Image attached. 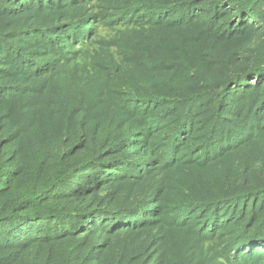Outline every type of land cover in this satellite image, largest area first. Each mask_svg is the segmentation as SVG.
Instances as JSON below:
<instances>
[{
  "label": "trees",
  "instance_id": "1",
  "mask_svg": "<svg viewBox=\"0 0 264 264\" xmlns=\"http://www.w3.org/2000/svg\"><path fill=\"white\" fill-rule=\"evenodd\" d=\"M0 264H264V0H0Z\"/></svg>",
  "mask_w": 264,
  "mask_h": 264
},
{
  "label": "rangeland",
  "instance_id": "2",
  "mask_svg": "<svg viewBox=\"0 0 264 264\" xmlns=\"http://www.w3.org/2000/svg\"><path fill=\"white\" fill-rule=\"evenodd\" d=\"M92 5H96L95 2L92 1ZM92 19V17H91ZM98 18H95V28L90 36V38L86 41L83 45L85 50H94L98 48L99 45H104L103 41H107L110 37H112L115 31L120 28L121 26L118 24H107L104 22H97ZM91 21V20H90ZM89 21V22H90Z\"/></svg>",
  "mask_w": 264,
  "mask_h": 264
}]
</instances>
